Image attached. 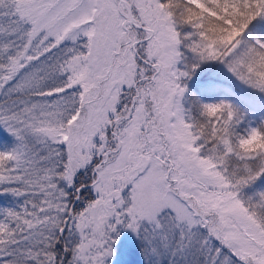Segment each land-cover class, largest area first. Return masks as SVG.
I'll list each match as a JSON object with an SVG mask.
<instances>
[{
    "label": "snow or ice",
    "instance_id": "6c2138e0",
    "mask_svg": "<svg viewBox=\"0 0 264 264\" xmlns=\"http://www.w3.org/2000/svg\"><path fill=\"white\" fill-rule=\"evenodd\" d=\"M256 21L264 0H0V184L28 195L0 210V264H106L118 225L153 264H264V191L242 195L264 151L240 149L264 125L186 117L177 68L185 46L264 92Z\"/></svg>",
    "mask_w": 264,
    "mask_h": 264
},
{
    "label": "rangeland",
    "instance_id": "374dc122",
    "mask_svg": "<svg viewBox=\"0 0 264 264\" xmlns=\"http://www.w3.org/2000/svg\"><path fill=\"white\" fill-rule=\"evenodd\" d=\"M181 31L186 33L192 29L185 26ZM224 35L227 36L228 33ZM250 35L264 38V21L253 22L246 30L244 39L248 40ZM181 51L183 58L177 68L189 73L180 79L181 86L186 89L181 98L186 117L202 119V105L224 102L231 105L239 118L234 126L235 133L243 135L247 129L261 125L264 121V92L239 81L220 61H197L185 46L181 47ZM194 63L197 64L195 68L192 67ZM15 144V138L0 126V151L10 150ZM15 187H19L16 182L0 184V210H18L23 206L24 200L28 198L27 194L15 196L6 190ZM261 191H264V174L246 184L242 195L247 198ZM79 205L83 207L82 203ZM111 235L115 240L111 244L113 255L106 259V264H153V258L145 251L144 242L126 225H118L116 232Z\"/></svg>",
    "mask_w": 264,
    "mask_h": 264
},
{
    "label": "clouds",
    "instance_id": "9594fccd",
    "mask_svg": "<svg viewBox=\"0 0 264 264\" xmlns=\"http://www.w3.org/2000/svg\"><path fill=\"white\" fill-rule=\"evenodd\" d=\"M261 125H264V121H262ZM240 149L244 153L254 152L256 150L264 151V140H262L261 136L254 131L251 135H248L246 139L240 142Z\"/></svg>",
    "mask_w": 264,
    "mask_h": 264
},
{
    "label": "trees",
    "instance_id": "16d2710c",
    "mask_svg": "<svg viewBox=\"0 0 264 264\" xmlns=\"http://www.w3.org/2000/svg\"><path fill=\"white\" fill-rule=\"evenodd\" d=\"M80 207V205H78Z\"/></svg>",
    "mask_w": 264,
    "mask_h": 264
}]
</instances>
